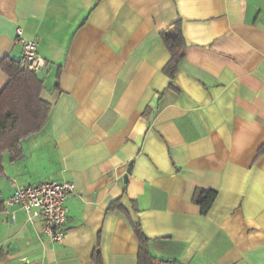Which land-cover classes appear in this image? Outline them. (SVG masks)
I'll use <instances>...</instances> for the list:
<instances>
[{"label":"crops","instance_id":"1","mask_svg":"<svg viewBox=\"0 0 264 264\" xmlns=\"http://www.w3.org/2000/svg\"><path fill=\"white\" fill-rule=\"evenodd\" d=\"M17 28L38 38L49 112L3 155L0 264H137L135 227L157 258L264 264V0H0V63ZM12 182L73 186L61 244L5 205ZM196 190L217 192L206 215Z\"/></svg>","mask_w":264,"mask_h":264},{"label":"trees","instance_id":"2","mask_svg":"<svg viewBox=\"0 0 264 264\" xmlns=\"http://www.w3.org/2000/svg\"><path fill=\"white\" fill-rule=\"evenodd\" d=\"M170 59L163 72L173 78L178 71L187 48L182 36L180 22H176L169 30L161 33ZM1 70L7 75L8 83L0 90V173L3 155L17 157L21 152L20 142L31 134L39 132L47 121L49 105L41 100L43 89L41 81L18 61L4 58L0 63ZM261 150H264V146ZM217 192L214 190H196L192 202L199 206L200 214L206 215L211 209ZM118 208L117 202L109 209ZM139 242L137 264H178L176 261L154 257L149 251V240L140 228H134ZM94 264H102L99 249L93 253Z\"/></svg>","mask_w":264,"mask_h":264},{"label":"built area","instance_id":"3","mask_svg":"<svg viewBox=\"0 0 264 264\" xmlns=\"http://www.w3.org/2000/svg\"><path fill=\"white\" fill-rule=\"evenodd\" d=\"M15 41L21 45V55L18 62L22 68L37 74L46 66V60L38 53V38H26L21 28H17ZM12 193L6 199L5 205L16 208L26 215L30 224L39 222L42 234L52 243L61 244L64 241L67 219L66 200L73 191L68 182H43L37 185L19 186L12 182ZM15 220V211L10 212Z\"/></svg>","mask_w":264,"mask_h":264}]
</instances>
